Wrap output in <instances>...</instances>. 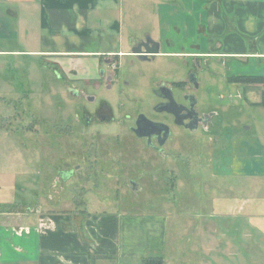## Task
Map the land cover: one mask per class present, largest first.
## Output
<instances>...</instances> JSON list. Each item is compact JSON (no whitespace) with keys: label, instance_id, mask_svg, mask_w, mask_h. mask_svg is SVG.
<instances>
[{"label":"crops","instance_id":"1","mask_svg":"<svg viewBox=\"0 0 264 264\" xmlns=\"http://www.w3.org/2000/svg\"><path fill=\"white\" fill-rule=\"evenodd\" d=\"M4 2L0 59L34 58L35 68H45L49 61L68 78L99 79L101 68H110L107 54H120V62L132 52L123 21L134 18L136 0ZM200 3L198 30L207 49L199 54L218 57L231 69L229 77H264V0ZM160 13L156 10L158 20ZM22 14L26 23L15 28ZM30 21L38 23L30 27ZM92 43L95 48L88 47ZM231 83L242 85L245 107H254L241 111L246 113L242 117H253L237 128L224 121L225 109L218 111L215 156L205 149L206 157L185 159L187 177L170 182L182 185L183 211L169 208L174 202L167 199L163 206L154 202L151 210L142 211L138 206L115 205L104 211L81 207L85 211L55 215L47 228L3 225V259L18 264H141L144 258L160 256L162 264H264V106L258 104L264 83ZM16 189L14 183L1 181L0 204L14 203Z\"/></svg>","mask_w":264,"mask_h":264},{"label":"rangeland","instance_id":"2","mask_svg":"<svg viewBox=\"0 0 264 264\" xmlns=\"http://www.w3.org/2000/svg\"><path fill=\"white\" fill-rule=\"evenodd\" d=\"M200 1L136 0L137 13L132 11L134 18L123 21L124 36L136 42L150 35L152 39L161 41L164 55L151 61L133 56L122 57L119 82L110 89L88 88L84 97L82 92L79 93L83 90L82 86L68 84L49 61L45 68H35L32 63L34 58L24 60L22 56H14L9 60L0 59V182L8 181L17 186L15 202L0 204V228L3 231L6 230L3 225L11 227L14 223L20 224L17 229L42 226V220H54L55 215L65 217L87 207L104 211L115 209V205L120 209L138 206L142 211V208L151 210L149 206L154 202L163 206V201L168 199L174 202L169 208L183 211L185 194L179 182L186 174L184 159L204 158L205 149L212 153L209 156H215L214 143L206 139L203 132L199 131L195 137L185 135L183 139L181 135L175 138L174 143L169 145L172 149L168 147L172 154L167 160L153 152L155 155L145 168L148 180L143 179L142 190L134 193L122 174L134 170V164L141 156L150 160V153L140 148L130 150L120 162L118 158L122 154L116 145L119 147L135 140L128 138L125 143H116L115 137L108 138L99 133L94 135L98 128L108 129L110 136H116L121 130L117 125H101L97 120L95 130H82V120L76 116L75 109L77 100L86 103L87 95H90L96 97V101L108 99L125 103V113L137 109L149 111L154 97L151 92L156 83L161 80L181 81L194 73L201 83L197 92L199 111L213 109L221 112L225 109L228 116H224V121L237 128L250 120L253 116H242L254 107H245L247 101L242 85L231 83L227 75L231 69H226L228 66L218 57L195 54L207 49L206 39L198 30L202 12ZM0 4L6 5L4 0H0ZM156 10L161 12L159 20ZM23 19L22 14L14 27L20 29L26 23ZM37 23L30 21V27ZM2 24L8 26L5 21ZM88 47L95 48L96 43ZM84 64L89 65L90 62L85 61ZM259 109L261 107L254 110ZM105 138L104 144L101 141ZM92 145L93 148L90 147ZM140 146L147 150L145 145ZM174 146L177 147L173 150ZM94 153H99L96 164L108 173V176H98L97 180L93 170L88 168L90 163L81 164L84 158H92ZM120 163L125 168L120 169ZM77 165L81 166V170ZM70 168L74 173L69 178H63V169ZM124 169L127 170L124 172ZM195 170L197 174L198 166ZM171 171L179 180L176 187L170 184L173 180L166 182ZM153 173L157 181L150 180ZM190 200V203L194 201ZM7 221L8 224L2 223ZM3 258L0 255V264H18Z\"/></svg>","mask_w":264,"mask_h":264},{"label":"flooded vegetation","instance_id":"3","mask_svg":"<svg viewBox=\"0 0 264 264\" xmlns=\"http://www.w3.org/2000/svg\"><path fill=\"white\" fill-rule=\"evenodd\" d=\"M160 47V43L155 42V40H153L150 35H146L143 40L138 39L136 42L132 40V52L128 55L141 58L143 61H151L157 56L164 55V52L160 53ZM195 54H198L196 56L200 55L199 52ZM117 56L120 57V54H107V57L110 60L106 65H108L110 68L108 71L103 70L104 68H101L102 77L99 79H71L64 75H61V77L62 79H65L68 84H76L77 87L82 86L83 90L79 91V93L82 92V96L86 95L85 90H88V88H93L96 90L101 88L110 89L116 82H119V79L121 78L119 72L121 62H117ZM103 64L105 65V62ZM200 87L201 83L198 81L197 77H195V74L190 73L188 78L181 81L161 80L156 83L154 89L151 92L154 97H152L149 111L137 109L129 113H125V103L123 102H113L108 99L96 101V97H90V95H87L86 103L80 102L78 100L76 101L75 112L76 116H79L82 120V130H95L94 124L97 120V122L101 125H117L121 127V130L116 136H110V134L107 133L108 129L102 130L98 128L96 131H94V135L99 133V135H106L108 138L115 137L116 143H125V140L128 138H133L135 140V142L132 140V143L126 142V146L125 144L119 147L116 145V148L122 151H119L122 154V157L118 158L120 159V162L124 161V158L129 155L128 151L130 150H139L140 148L150 153V160H144L141 156L140 160L135 162L134 170H129V174H122L124 175V180L129 182V189H131L134 193H137L142 190V180H148L146 176H149V174L146 173L145 168L146 165L152 160V157H154V153L157 152L163 160L171 158L172 152L170 149H172V147H169V145L174 143L175 138L181 135L183 139L185 138V135L186 137H195L196 135H199L200 131L204 133L206 139L209 140L210 138L209 141L214 143L215 148V145L217 144L215 137L217 135L214 131L219 124L218 111L213 109L203 111L198 110L199 100L197 98V92ZM106 140L107 138L103 139L101 142L104 143ZM183 141L185 142V140ZM139 142H141V145H145L147 150L142 148ZM97 143L99 146L100 143ZM90 147L93 148L94 146L92 145ZM168 147L170 149H168ZM175 147L177 146H174L173 150ZM98 154L99 153H97V155ZM97 155L94 153L92 158H84V160H82L83 163H81L82 165H88V163H90L88 168L93 170V175L96 177V180L100 175L105 174L108 176L105 168L99 167V164H96L99 158ZM96 165H98V167ZM76 167H78V170H81V166L77 165ZM121 168H125L123 163L122 165L120 163V169ZM70 169H63V178L71 177L74 170ZM126 170L127 169H124V172ZM100 171L101 174H98ZM172 171L171 175L167 177L166 182L176 178ZM119 173L120 172L117 173V177H119ZM154 175L155 174L153 173V178H149L151 181H157V176L154 177ZM96 182L98 183V181ZM61 187H63L62 184ZM58 192L59 189L57 193Z\"/></svg>","mask_w":264,"mask_h":264},{"label":"trees","instance_id":"4","mask_svg":"<svg viewBox=\"0 0 264 264\" xmlns=\"http://www.w3.org/2000/svg\"><path fill=\"white\" fill-rule=\"evenodd\" d=\"M229 80L231 82L251 81V82H262V83H264V77L236 76V77H230ZM258 104L264 106V92L262 94V100ZM141 264H162V257H160V256H150V257L144 258L142 260Z\"/></svg>","mask_w":264,"mask_h":264},{"label":"built area","instance_id":"5","mask_svg":"<svg viewBox=\"0 0 264 264\" xmlns=\"http://www.w3.org/2000/svg\"><path fill=\"white\" fill-rule=\"evenodd\" d=\"M42 221H41L42 222V226H40L41 228H47V227H50L51 225L54 224L52 219L42 220Z\"/></svg>","mask_w":264,"mask_h":264},{"label":"water","instance_id":"6","mask_svg":"<svg viewBox=\"0 0 264 264\" xmlns=\"http://www.w3.org/2000/svg\"><path fill=\"white\" fill-rule=\"evenodd\" d=\"M157 52H158V50H157ZM145 56V55H144Z\"/></svg>","mask_w":264,"mask_h":264}]
</instances>
